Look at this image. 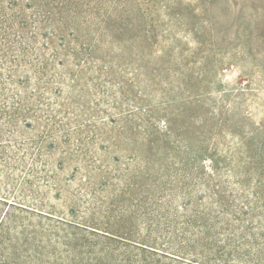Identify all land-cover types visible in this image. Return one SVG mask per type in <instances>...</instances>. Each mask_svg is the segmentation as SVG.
<instances>
[{
    "label": "rangeland",
    "instance_id": "374dc122",
    "mask_svg": "<svg viewBox=\"0 0 264 264\" xmlns=\"http://www.w3.org/2000/svg\"><path fill=\"white\" fill-rule=\"evenodd\" d=\"M0 264H264V0H0Z\"/></svg>",
    "mask_w": 264,
    "mask_h": 264
}]
</instances>
